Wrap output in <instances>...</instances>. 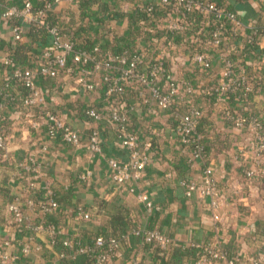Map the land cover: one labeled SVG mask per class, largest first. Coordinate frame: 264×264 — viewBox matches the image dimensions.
Listing matches in <instances>:
<instances>
[{
	"label": "crops",
	"instance_id": "1",
	"mask_svg": "<svg viewBox=\"0 0 264 264\" xmlns=\"http://www.w3.org/2000/svg\"><path fill=\"white\" fill-rule=\"evenodd\" d=\"M22 1L0 0V91L11 76L3 60L10 58L19 68L35 67L49 42L46 35L30 39L29 22L19 17H3L5 9L21 5ZM29 1L38 4L43 0ZM99 1L106 4L105 9L87 16L83 22L90 25L92 39L99 41L104 48L117 50V44L126 39L115 34H122L127 28L129 21L123 14L131 13V6L125 0ZM220 2L235 10L244 26L259 22L264 29V0ZM98 7L99 2H96L92 8L97 10ZM52 12L62 23H80L75 1L59 0ZM15 23L23 28L20 40L12 37L11 29ZM242 36L238 38L237 45L241 43ZM242 60L244 64H251L252 70L264 67V30L258 37L256 55L244 58L241 53L234 59L239 64H235L237 71L249 76L247 74L251 71L245 73L241 69ZM221 67L220 60L213 54L206 74L186 57L176 70L177 77H188L195 87L191 98L207 116L201 126L206 136L231 140L228 146L221 148L208 145L207 155L191 168L185 162L188 147L176 135L172 115L162 110L152 114L150 109L153 105L137 102L136 84H128L125 99L129 105L134 104L132 125L140 144L149 142L152 145L150 160L141 177L131 182L135 192L116 185L111 178L112 169L106 158L114 157L118 161L128 158L127 150L116 143L112 123L106 116L100 121H91L84 114L88 105H100L99 91L85 93L78 89L74 81L76 73L59 79L36 77L35 84L40 93L38 102L24 105L20 101L24 86L11 81V90L17 95V101L7 109L10 126L5 150L0 155V254L18 253L21 242L22 245L28 243L29 251L21 255L19 264H92L87 256L69 252V247L63 246L62 241L114 235L119 244L108 264H155L154 249L145 244L141 232L156 229L170 238L167 256L177 247L194 245L204 248L198 258L184 254L176 264H226L223 259L206 256L204 252L211 245L228 248L238 264H250L253 257L264 263V159L255 158L254 129L249 125L234 127L223 118L227 110L235 115H253L264 122V75H258L259 85H250L251 95L246 100L223 99L213 90ZM187 98L185 94L176 103L178 112L185 111ZM45 111L61 115L78 132L80 143L73 145L59 137H48ZM91 127H96L100 134L99 153L88 150L84 145ZM238 161L245 168L255 170L251 178L242 179ZM207 166L212 169L219 193L218 219L212 217L209 197L196 192L185 196L179 184V179L185 176L199 181L200 173ZM136 193H146L154 207L148 210L144 203L138 201ZM11 199L17 200L24 214L25 230L22 232L15 231L7 211ZM49 199L56 203L49 212L37 206V203H47ZM78 203L88 212L87 218L75 215L73 210ZM50 226L55 227L53 233ZM53 237L59 241L58 244ZM8 238L11 243L5 246L3 243Z\"/></svg>",
	"mask_w": 264,
	"mask_h": 264
},
{
	"label": "built area",
	"instance_id": "2",
	"mask_svg": "<svg viewBox=\"0 0 264 264\" xmlns=\"http://www.w3.org/2000/svg\"><path fill=\"white\" fill-rule=\"evenodd\" d=\"M125 1L131 6L136 16V25L139 27L136 45L132 48L110 50L101 46L99 41H95L90 48L75 47L71 39L52 26L48 29L49 42L42 50L35 67L19 68L10 58H5L3 63L13 66L11 76L22 81L28 88V94L22 98L24 105L38 102L40 93L35 84L36 77L49 76L59 79L63 75L72 76L76 73L74 81L78 89L85 93L99 91L100 105H88L84 114L91 121H100L106 116L112 123L116 143L127 150L128 158L125 161H118L114 157H107L106 163L112 169L111 178L114 183L127 187L130 192H135L131 182L141 177L149 162L151 144L147 142L141 145L139 136L132 125L131 112L134 104L129 105L125 99L130 82L136 84V94L139 98L136 101L153 105L150 109L152 114L156 115L159 110H162L172 115L176 135L182 143L190 145L186 158V165L189 168L203 157L205 151L196 131L202 108L192 102L191 97L195 87L190 79L185 76H176L180 61L186 57L201 73L206 74L209 72L214 54L222 66L217 84L213 88L220 98L228 99L229 93L235 95L239 90L236 97H240V101H243L245 93L251 90V86L245 82L243 73L237 71V67H233L228 57V49L219 46L244 33V22L235 10L220 0ZM57 2L59 0L47 1L42 7L32 12V3L29 0H23L21 6H11L2 15L5 19L19 17L27 22L41 23V17L45 15V11L51 9ZM196 17L199 19L196 20ZM11 31L14 40L22 39L21 25L14 24ZM143 43L147 47L142 46ZM229 47L232 49L235 44L230 42ZM185 94L188 95L187 107L180 113L177 111L176 103L182 100ZM44 117L45 132L48 137H59L65 143L73 145L80 143L78 132L72 129L61 115L45 111ZM223 118L228 119L237 128L244 125L251 126L255 133V158L256 160L264 159V133L257 131L254 117L235 115L226 110ZM4 143L5 138L0 134V148H4ZM84 145L92 152H101V138L96 127H91ZM254 173L253 168H244L247 178H251ZM179 184L185 196L196 192L203 197H209L212 217L219 218L216 212L220 202L219 193L210 167L207 166L202 170L199 181L185 176L179 179ZM136 198L144 203L148 210L154 207L146 193H136ZM55 207L56 203L53 199H49L47 203H41L43 211L49 212ZM7 211L15 231H19L18 227L25 222L17 200L14 199L7 205ZM74 212L77 217H88V212L80 203L76 204ZM54 229V226H50L51 233ZM141 233L145 242H153L163 248L170 243V238L156 229H144ZM11 239L15 241V238ZM10 243L11 240L8 238L3 244L7 246ZM64 244L72 247L70 241H64ZM118 244L117 238L104 239L97 236L92 246L77 244L75 251L91 250L95 255L94 264H107ZM28 251L27 243L21 245L18 253L2 252L0 263L19 264L21 255ZM206 252L211 258L223 259L226 264H235L234 258L227 257L226 252L219 246H208ZM249 262L264 264L257 257L251 258ZM133 264L137 263L133 262Z\"/></svg>",
	"mask_w": 264,
	"mask_h": 264
},
{
	"label": "trees",
	"instance_id": "3",
	"mask_svg": "<svg viewBox=\"0 0 264 264\" xmlns=\"http://www.w3.org/2000/svg\"><path fill=\"white\" fill-rule=\"evenodd\" d=\"M47 1H50V0H43L41 3L32 4L31 11L35 12L39 7H42ZM72 1H75L77 6H78L79 13H78V20L77 21L80 23H78L76 25L75 24L70 25V23L65 24L64 22L62 23L53 14V12H52L53 7H54L53 6L51 9H47L45 11V15L43 17H41V20H42L41 23L39 21H29L30 27L28 29V36L30 37V39H33L36 36L42 37L43 35H46V37L48 39H50L48 29H49V27L55 26L59 30L60 33L66 35L69 39H71L73 41L75 47L90 48L96 40L92 39V37H90V35H89V33H90L89 26L90 25H87L86 22H83V21L87 16L98 13V10H100L101 8L105 9L106 4H104L103 2H100L99 0H72ZM96 2H99V7L97 10L92 8L93 4H95ZM22 3H23V1H22ZM22 3H21V5H22ZM21 5H15V6H21ZM123 15L126 16L128 21H129L128 26L122 32V34H115V36L122 37V39H126V41H124L120 44H117V50L130 49L133 46H135L136 45V39L139 35V27L136 25V16L134 15V13L133 12L125 13ZM15 18L16 17H10L9 19H15ZM195 19L198 20L199 18L196 17ZM15 24L19 25L17 23H15ZM263 30H264L263 26L259 22L250 24L249 27L244 26V33L242 36L241 43L239 42L238 45L236 44L238 38H240V36H241L240 35L238 37L235 36L232 39H230L228 42H226L227 44L221 43L219 45L220 47L228 49V57L231 60L233 67L234 66L236 67V65H239V64H236L234 59L236 60L237 57H239V55L241 53L244 54V58H245V56H249L250 54L256 55L258 53V37H259V35L262 34ZM79 36H84V37H83V39H78ZM130 37H131V40H129ZM230 42H233V44H235V47H233L232 49H230V47H229ZM115 45H112V47H114ZM144 45L145 44L143 43L142 46H144ZM101 46H102V44H101ZM104 46H105V44H104ZM145 47H147V45H145ZM240 64H241V69L243 72L248 73V71H251V73L247 74L249 76L251 75V78H249V76H245L243 73V75L245 77V82L248 85H251L252 87L259 85V82H260L259 76L264 75V70H263L264 67H260L259 69L255 68L252 70L251 64H244V60L240 61ZM6 66L8 67V69H10V71L13 68V66H11L10 64H7ZM11 81H16L17 83L22 85V87L24 86L23 88L25 90H22V93L24 95L20 98L21 102H22V98L28 94V88L23 84L22 81L15 79L12 76H9L7 78V80H5L3 88L0 91V104H1V107H0V134L5 138V143H4L5 145H6V135L9 132V126H10V122L8 120V117H7V109L13 103H15L17 101V97H16L17 95L15 93H13V91L11 90V85H10ZM239 92L240 91L238 90L235 95L233 93H229L228 98L234 99V100H240V97H238V98L236 97L237 94H239ZM250 95H251L250 91L246 92L244 95V100H246L248 97H250ZM248 116L254 117L255 122H256L257 131L264 133V122H260V119H258L256 116H253V115H248ZM206 118H207V116L203 115V113L201 112L200 117H199L198 122H197V126H196V131L198 132V135L200 137L199 142L203 145V147L205 149V151L203 153V157L207 155L206 147L208 145H211L214 148H215V146L217 148H221V146H228L230 141H231L227 137L215 138V139H210L209 137H207L203 128L201 127L203 120ZM186 146L189 149L190 145L187 144ZM4 150H5V146H4V148H0V155L2 154V152H4ZM185 162H187V159H185ZM238 162H239V170L241 172L242 179L244 180L247 178L244 174V168L245 167L241 161H238ZM10 201H12V199ZM39 205L41 206V204L37 203L38 207H39ZM18 228H19V231L22 232L23 230H25V224H23L22 226H19ZM97 236H101L104 239H108L110 237L117 238V236H114V235H97ZM97 236H95V237H97ZM95 237L87 238L86 240H83L79 237H75V238H71V239H64L62 241V243H63V246H67L64 244V241H70L72 243V247H69V252H74L75 249L77 248V244L92 246L93 240L95 239ZM53 240H54V242H56L58 244L59 241L56 240L55 237H53ZM145 244L153 247L155 255H156L155 256V264H167V263L168 264H176L177 261L179 262L180 258L182 256H184V254L189 255L191 257L198 258L203 253V249H204L202 246L187 245L184 247H177L175 249V251H173L170 254L171 256L169 255V253L167 256V250L169 248L168 247L169 244L164 248L159 246L158 244L153 243V242H145ZM19 245H20L19 246V248H20L22 243L20 242ZM223 250L226 252L227 257L234 258L235 264H238V260L235 258L233 253L228 248L227 249L224 248ZM79 253L87 256L90 259V263L94 264L95 255H94L93 251L88 250V251L79 252ZM114 253H111L109 260L112 258ZM204 253L206 254L207 257L209 256L206 251ZM129 264H133V263L131 262Z\"/></svg>",
	"mask_w": 264,
	"mask_h": 264
}]
</instances>
